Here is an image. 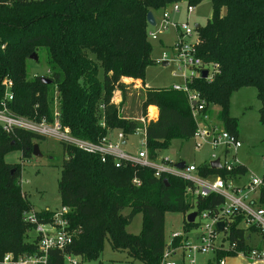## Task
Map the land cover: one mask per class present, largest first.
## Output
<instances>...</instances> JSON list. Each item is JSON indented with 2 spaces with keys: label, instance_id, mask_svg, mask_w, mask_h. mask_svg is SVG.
Instances as JSON below:
<instances>
[{
  "label": "trees",
  "instance_id": "trees-1",
  "mask_svg": "<svg viewBox=\"0 0 264 264\" xmlns=\"http://www.w3.org/2000/svg\"><path fill=\"white\" fill-rule=\"evenodd\" d=\"M202 1L0 0V108L10 82L13 99L8 106L14 114L35 121L45 118L50 123L58 119L73 136L92 142L115 129L126 139L143 128L149 156L157 158L171 141L192 138L196 122L183 90L145 85L146 68L153 63L147 14L175 2L196 6ZM211 2V18L196 29V53L204 63H214L217 68L206 78L196 76L189 86L205 100L206 112L213 114V107L218 108V125L236 136L237 120L229 112L231 97L243 87H254L264 129V0ZM33 53L38 60L44 53L48 66L45 76L51 83L43 81L42 75H29L27 63ZM126 78L143 82L142 117L147 119L148 107L155 105L159 111L156 120H147L143 126L121 116L113 94L120 91L122 100L126 99L134 85L125 82ZM45 138L21 129L8 134L0 124V264L7 253L15 257L42 254L34 226L23 218L33 206L22 194V166L6 162L4 155L20 149L23 158H31L35 141ZM261 141L264 144V135ZM61 143L65 157L58 188L61 205L68 208L65 218L73 237L64 249L49 251L47 264H72L68 256L80 257L76 264L99 259L106 239L114 250L126 251L134 260L160 264L170 240L165 233L167 211L186 214L197 207V215L204 211L211 214L224 202L218 194L194 197L186 191L188 182L180 177H156L154 169L133 162L117 166L113 156L102 161L99 154ZM199 169L203 175L247 173L242 163L230 174L207 164H200ZM259 204L264 206V190ZM36 213L47 223L55 211ZM139 213L142 229L132 234L127 227ZM242 222V215H231L225 232L230 240H238L241 248L250 249L249 234L256 229H245ZM184 223V236L175 237V245L196 224L186 218ZM31 231L33 237L28 235ZM214 254L217 263L235 255L225 251Z\"/></svg>",
  "mask_w": 264,
  "mask_h": 264
},
{
  "label": "built area",
  "instance_id": "built-area-1",
  "mask_svg": "<svg viewBox=\"0 0 264 264\" xmlns=\"http://www.w3.org/2000/svg\"><path fill=\"white\" fill-rule=\"evenodd\" d=\"M183 2H175L171 4L173 13L180 11V4ZM194 9L193 5L186 4V12L190 14ZM161 26L163 29L173 27L178 31V38L175 40L176 53L175 60L178 66L184 72L186 78L185 85H172L176 90H183L187 95L192 106L193 117L196 122V129L193 134L196 149H201L204 146L211 147L214 151L211 153V160H205L202 164L210 166L211 161L219 159L220 167L218 170L230 174L233 169L239 164L236 161L235 154L242 145V140L235 134L221 128L217 124H211V118L208 112L205 111L206 102L200 97V94L189 86V82L196 76H202V71L207 70L208 76L212 75L216 70L217 65L214 63H204L202 58L197 55L198 38L196 28L191 27L188 21L180 23L176 20H171L170 13L167 8L162 10ZM150 25V29H151ZM149 36L157 38L155 32L149 30ZM196 35L195 43H189L186 37ZM163 58H168L166 52L163 53ZM6 97L0 108V124L8 134L14 132L15 129H21L36 133L46 137H54L61 142L70 143L78 148L93 154H99L102 161H105L106 156H113L116 160V165L120 166L123 161L133 162L141 166H148L154 169L156 177L162 175H173L182 178L187 185V193L194 197H208L211 194H218L224 202L222 206L214 210L213 213L202 212L201 217L211 218V224L200 223L204 228L198 236V244L189 242L188 236L175 245L173 239L175 237L184 236L182 232H173L170 235V240L167 249L161 259L160 264H178L175 261L168 260L177 253H181L184 260H188L191 264H196L195 255L197 253L206 254L215 251L231 252L235 255L244 256L250 260H258L264 263V206L259 204L260 195L264 190V177L260 178L255 175H250L249 178L241 182L242 176H224L220 172L203 175L200 172L197 163H186L183 168H178L176 165L180 161H172L168 157L151 158L149 156L147 141L144 139V149L132 154L123 149L125 139L124 133L117 134V141L109 136L102 137L97 142L83 140L73 136L70 131L63 128L58 119L53 123L48 122L45 118L41 121L31 120L27 117L14 114L8 106L9 101L13 99L10 91V82L6 84ZM147 118V117H146ZM144 126L145 117L138 119ZM104 126V123L102 122ZM201 164V165H202ZM135 183H139L137 179ZM68 208L63 206L62 210L55 211L51 222H42L36 211L31 209L23 215L24 220L34 226V232L38 238V247L41 255H29L15 257L12 253H7L2 262L4 264H47L48 253L51 249H64L72 242V233L68 230V221L65 214ZM231 215H242L243 222L241 226L245 229L254 226L255 232L249 234L248 242L251 245L250 249L241 248L238 240H230L229 233L225 232L228 218ZM223 221L224 229L219 230L217 223ZM256 237L257 245L252 244V238ZM224 259L220 260L224 264ZM183 260V262H184ZM67 261L76 264V257H67Z\"/></svg>",
  "mask_w": 264,
  "mask_h": 264
},
{
  "label": "rangeland",
  "instance_id": "rangeland-1",
  "mask_svg": "<svg viewBox=\"0 0 264 264\" xmlns=\"http://www.w3.org/2000/svg\"><path fill=\"white\" fill-rule=\"evenodd\" d=\"M170 13L171 20L188 24L194 27L195 24L204 25L211 18L212 2L204 0L200 4L194 6L190 14L186 12V2L180 4V11L173 13L172 6L166 7ZM161 11V13H160ZM155 12L157 25L151 27V31L155 32L157 38L149 36L152 44L153 63L146 68L145 85L150 87H170L172 85H185L186 78L183 70L178 66L175 60L176 46L175 40L178 38V31L173 27L163 29L161 26L162 9ZM187 42L195 43L196 35L186 37ZM168 54V58H163V53ZM163 61H168L167 65H163ZM28 73L31 76L42 75L48 73V66L44 53L40 54L39 60L29 59L27 63ZM99 77L102 78V71ZM126 114L129 116H138V110L141 108L143 99V85L135 82L127 91ZM260 101L257 98V92L254 87L247 86L234 92L230 100L229 112L231 116L237 120L238 136L242 140L241 147L235 154L236 161L247 167V173L242 176L241 182L246 181L250 175L264 177V144L262 138L264 129L259 122ZM142 109V108H141ZM214 111H218L213 107ZM216 112L210 114L211 124H219L216 119ZM102 119V117H101ZM139 121V120H138ZM221 127V126H220ZM120 131L115 129L112 133V139L117 141V134ZM144 129L139 128L133 134L126 136V142L123 149L132 154L144 149ZM39 144L41 156L32 155L31 158H23L22 151L15 149L4 155V160L11 164H21V189L23 197L31 203L33 210L40 211L43 209H51L53 211L62 210L59 195V179L61 175L62 164L64 161L63 145L59 139L54 137H46L44 140H36ZM214 150L209 146L196 149L193 138L182 141L175 139L171 141L166 149L159 151V157H168L172 161H184L186 163L202 164L204 159L211 160V153ZM197 207L190 208L189 211H167L165 214V233L169 237L173 232L184 231V219L188 213L197 211ZM128 212V210L126 211ZM202 214V213H201ZM201 214L197 215L195 225H192L188 231V240L191 243L198 244V236L204 232V228L200 223L211 224V218H203ZM132 234L140 233L142 229V214H137L127 227ZM29 237H33L34 233H28ZM235 257V258H234ZM243 257L234 255L225 257L224 261L231 258L236 259ZM196 264H205L208 261L217 263L214 252L206 254L197 253L195 255ZM77 260H81L80 257ZM168 260L175 261L178 264H191L188 260H184L181 253H177ZM184 260V262H183ZM84 264H145L140 260H134L126 251L114 250L110 242L106 239L103 251L99 259L85 261Z\"/></svg>",
  "mask_w": 264,
  "mask_h": 264
},
{
  "label": "crops",
  "instance_id": "crops-1",
  "mask_svg": "<svg viewBox=\"0 0 264 264\" xmlns=\"http://www.w3.org/2000/svg\"><path fill=\"white\" fill-rule=\"evenodd\" d=\"M154 13V16H155V12ZM161 13V11H160ZM125 82L127 83H135V82H140L141 84L143 83L141 80H133V79H130V78H126L124 79ZM128 97V96H127ZM126 97V99H127ZM126 99L125 100H122V94L120 91H115L114 94H113V102L117 105L120 106V114L121 116L125 117V118H131V119H134V120H138L142 117V109L140 108V110H138V116H129L128 114H126ZM144 99V97H143ZM143 99L141 101V107H142V102H143ZM216 109H218L216 107ZM216 112V111H215ZM158 115H159V111H158V107L155 106V105H150L147 109V118L148 120H156L158 118ZM113 133V132H112ZM111 133V135H112ZM110 135V138H112V136ZM207 161V159H204L202 162L204 161ZM252 244L253 245H257L258 244V240L256 237H253L252 238ZM233 257V256H232ZM235 258V257H234ZM224 264H264L263 262L261 261H258V260H250L246 257H238L236 259H229L227 261H224Z\"/></svg>",
  "mask_w": 264,
  "mask_h": 264
},
{
  "label": "water",
  "instance_id": "water-1",
  "mask_svg": "<svg viewBox=\"0 0 264 264\" xmlns=\"http://www.w3.org/2000/svg\"><path fill=\"white\" fill-rule=\"evenodd\" d=\"M147 22L149 23V25H151L153 27L157 25V21L155 19L153 11H149L148 12V14H147ZM194 26L197 29V28H199L200 24H195ZM30 59L38 60V55L36 53H33L30 56ZM168 63H169L168 61H163L162 64L163 65H167ZM207 76H208V71L207 70H203L202 71V77L206 78ZM42 80L45 81L46 83H51V79L49 77L43 76ZM125 143H126V141L124 140L123 144H125ZM33 155H35V156H41L42 155V153L40 151V148H39V144H37V143H35L34 146H33ZM184 165H185V162L181 161L176 166L178 168H183ZM210 166L213 169H218L220 167L219 159L211 161ZM164 182H167V179H164ZM196 217H197V212L196 211L189 213L187 215V217H186L187 222H189V223L194 222ZM217 227H218L219 230H223L224 229V222L223 221L218 222L217 223Z\"/></svg>",
  "mask_w": 264,
  "mask_h": 264
}]
</instances>
